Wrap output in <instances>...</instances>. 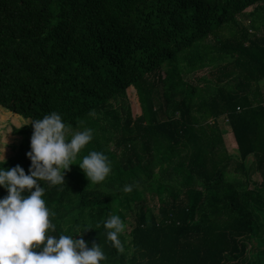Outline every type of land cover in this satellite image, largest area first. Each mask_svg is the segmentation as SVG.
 <instances>
[{"label":"trees","instance_id":"trees-1","mask_svg":"<svg viewBox=\"0 0 264 264\" xmlns=\"http://www.w3.org/2000/svg\"><path fill=\"white\" fill-rule=\"evenodd\" d=\"M208 67L203 87L182 78ZM263 83L264 0H0L4 167L29 174L35 119L59 113L69 140L92 129L65 185L40 183L52 234L87 226L106 264H264ZM91 151L112 163L99 183L78 166ZM110 215L125 224L119 247Z\"/></svg>","mask_w":264,"mask_h":264},{"label":"clouds","instance_id":"clouds-1","mask_svg":"<svg viewBox=\"0 0 264 264\" xmlns=\"http://www.w3.org/2000/svg\"><path fill=\"white\" fill-rule=\"evenodd\" d=\"M30 125L29 174L20 165L5 169V154L0 153V188L7 191L0 198V264H106L101 244L89 247L82 238V233L92 230L87 226L78 227L75 236L52 234L56 232L52 223L55 213L47 206L45 188L40 183L44 181L49 187L65 185V172L93 140V130L75 132L69 140L71 126L57 112L35 119ZM78 166L91 182H102L112 172L111 161L99 151L89 152ZM134 187L125 185L122 191L131 193ZM102 226L107 239L119 247V236L125 231L121 218L110 215Z\"/></svg>","mask_w":264,"mask_h":264},{"label":"rangeland","instance_id":"rangeland-1","mask_svg":"<svg viewBox=\"0 0 264 264\" xmlns=\"http://www.w3.org/2000/svg\"><path fill=\"white\" fill-rule=\"evenodd\" d=\"M252 11V9L249 10V12ZM243 25L245 26H248L249 25V21H244ZM236 27H232V28H225L223 30H221L219 32V36L221 38H229L232 36L233 33H235ZM210 43L211 44H215L216 41L211 38L210 39ZM217 67H208L207 69L203 70V71H200L198 73H194V74H191V75H182V78L184 79L185 82L189 83V84H192L193 86L198 84L199 83V80L202 78V79H206V80H210L212 79V74H214L215 76L217 75ZM200 87L206 85V82L203 81L201 83L198 84ZM263 87H264V83H263ZM2 110V111H1ZM5 111L3 108L0 107V119L2 121L3 118H1V115L4 114ZM23 119V118H22ZM0 120V124L2 123V121ZM218 126L220 127L221 131L223 133H225V138H226V142L228 143V150L230 152V154H232V156L236 159L237 158V148H236V145L234 144V140H233V135L231 134L232 130L230 128V125L228 124L227 120L225 118H221L219 119L218 121ZM229 139V140H228ZM251 161V160H250ZM255 180H258V181H262V178L260 175H256L255 177ZM148 204L151 208L154 209V206L157 205V200L155 201H151L149 200L148 201ZM129 213H131V211H129ZM156 213H157V210H156ZM134 223V218L132 216H128V227H127V231L125 232V235L126 237H128L130 235V227L129 225L133 224Z\"/></svg>","mask_w":264,"mask_h":264},{"label":"bare ground","instance_id":"bare-ground-1","mask_svg":"<svg viewBox=\"0 0 264 264\" xmlns=\"http://www.w3.org/2000/svg\"><path fill=\"white\" fill-rule=\"evenodd\" d=\"M31 64V63H30ZM27 66V65H26ZM27 76V75H26ZM35 76V75H34ZM25 80V79H24ZM32 80V79H31ZM39 81V80H38ZM36 83V82H35ZM37 112V111H36ZM50 113V112H49Z\"/></svg>","mask_w":264,"mask_h":264}]
</instances>
